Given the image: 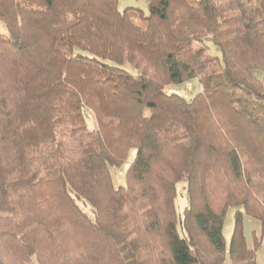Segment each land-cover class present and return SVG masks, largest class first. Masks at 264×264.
Returning <instances> with one entry per match:
<instances>
[{"label": "trees", "instance_id": "trees-1", "mask_svg": "<svg viewBox=\"0 0 264 264\" xmlns=\"http://www.w3.org/2000/svg\"><path fill=\"white\" fill-rule=\"evenodd\" d=\"M146 1L0 0V264H258L264 0Z\"/></svg>", "mask_w": 264, "mask_h": 264}, {"label": "rangeland", "instance_id": "rangeland-1", "mask_svg": "<svg viewBox=\"0 0 264 264\" xmlns=\"http://www.w3.org/2000/svg\"><path fill=\"white\" fill-rule=\"evenodd\" d=\"M194 1H201V0H194ZM119 8L121 10L127 9V8H135L139 9L145 12L146 15H148V4L146 0H119ZM0 33L4 36H9V32L4 24V22L0 19ZM210 56H217L219 55L217 50L212 47L210 52ZM129 69V67H127ZM131 69V68H130ZM202 90L201 85L197 80H191L189 82H186L181 85H171L165 88V91L168 94H177L185 98L186 100L190 101L193 99L198 93H200ZM88 125L91 130L96 128V122L94 120V117L92 114H88ZM135 156V152L131 154L130 159L128 160L127 164H125L123 167L119 169L113 170V178L115 181L116 187H125V176L127 173V170L129 168V165L132 163ZM188 194L186 190V182H181L178 184L177 187V199H176V207L179 218L183 217V214L185 212V209L188 207ZM81 207L83 210L91 215V209L88 206H84L81 204ZM235 214L236 210L231 208L228 210L225 223H224V238L226 241V245L229 248L234 227H235ZM244 222V230H245V236L247 239V243L250 247L254 246V238L257 237L261 240V248L258 252V262L259 264H264V227L263 224L257 220H254L248 216H244L243 218ZM180 235L183 237V232L180 227H178ZM225 264H230L229 260L226 261Z\"/></svg>", "mask_w": 264, "mask_h": 264}, {"label": "crops", "instance_id": "crops-1", "mask_svg": "<svg viewBox=\"0 0 264 264\" xmlns=\"http://www.w3.org/2000/svg\"><path fill=\"white\" fill-rule=\"evenodd\" d=\"M258 264H259V262H258Z\"/></svg>", "mask_w": 264, "mask_h": 264}]
</instances>
